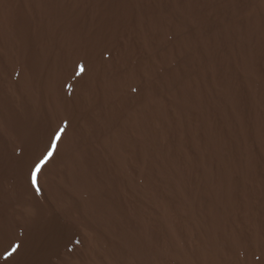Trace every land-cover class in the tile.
Instances as JSON below:
<instances>
[{
  "label": "bare ground",
  "instance_id": "obj_1",
  "mask_svg": "<svg viewBox=\"0 0 264 264\" xmlns=\"http://www.w3.org/2000/svg\"><path fill=\"white\" fill-rule=\"evenodd\" d=\"M101 1L0 0V264H46L81 234V264H264L249 215L264 207V144L244 156L209 44L179 38L152 58L192 26L185 8Z\"/></svg>",
  "mask_w": 264,
  "mask_h": 264
},
{
  "label": "rangeland",
  "instance_id": "obj_2",
  "mask_svg": "<svg viewBox=\"0 0 264 264\" xmlns=\"http://www.w3.org/2000/svg\"><path fill=\"white\" fill-rule=\"evenodd\" d=\"M104 1H106V0H102L101 2L103 3ZM172 1L175 3L174 5H178V7L182 6V8H185L186 14L184 13V15L188 20H190V23H191L190 25H192V26H189L188 29H184L185 31L183 30V31L179 32L177 39H175V36H173L174 34L171 35L166 41L167 46L161 47L157 52L156 51L152 52L150 54V56L152 58L154 56H157V58H158L159 51H163V52L168 51L169 47L173 46L179 38H186V37L188 38L189 36H194L196 39L200 40L201 43L202 42L205 43L207 41V45L209 44V46H210L209 53L207 54V56L203 57L204 60L202 62V65H205L206 67H208V65L211 66V67L209 66V68H210L211 73L214 75L213 79L218 80V81L213 80L215 82V85L217 86V88L220 89L221 87L225 86V88H226L225 90H227L228 93L231 92L230 93L231 96L233 94L232 100L234 102H236V103H234L231 100L232 101L231 102V104H232L231 108L232 109L229 110V113H228L231 115L230 116L231 117L230 118L231 130L234 129L233 132L238 135L239 142L240 143L242 142V145L244 146V148H242V149H243V151H245L244 156L249 157L252 154H259L261 152L262 145L264 144V139H263V137H264V130H263L264 129V124H263V122H264V117H263L264 116V9L260 7V5L264 2V0H262V1L261 0H258V1L257 0H252V1L251 0H223V1L222 0H205V1L204 0H175V1L174 0H168V2H165V0H163L162 4L159 5V8L161 9L160 12H162V14H165L168 11V9L171 8ZM223 3H225V4H223ZM197 4H198V7H197ZM205 5L209 6L210 9L209 8L207 9V6H205ZM240 5H241V7L239 10L238 7ZM147 6L148 5L145 6L144 10L147 9ZM214 6H216V7H214ZM140 7H142V5L138 6V10H141ZM148 7H149V10L147 11V14H146V21H149L147 15L153 14L154 16H156V14H158V12H157L158 10L156 8L154 9V7L152 6L151 3ZM232 8H233V10H232ZM144 10L142 12H144V14H145L146 11H144ZM211 10H213V11H211ZM199 11H200V13H199ZM217 12H218V15L216 14ZM93 13L94 12H92V13L90 12L87 15L88 20L86 22L85 32H87L88 29L91 27L89 22H91V17H93ZM192 13H193V16L191 17ZM220 13H222V14H220ZM250 14L252 16H250ZM138 16L139 15L137 14V17ZM200 16H202V17H200ZM218 16H220V17H218ZM222 17H224V19ZM227 17H229V18H227ZM94 19H95V17H94ZM246 19H248V20H246ZM208 23H210V24H208ZM201 29H203V30H201ZM213 29H215V30H213ZM257 29H258V31H257ZM260 30H261V32H260ZM91 32H92V29H91ZM242 32H243V35H242ZM130 41L133 42V39L127 40V38L125 37L121 41V46L122 47L126 46L125 44H129ZM259 41H261V42H259ZM244 43H245V45H244ZM215 48H217V49H215ZM212 50H213V52H212ZM217 50H218V52H217ZM239 50H241V51H239ZM261 50H263V51H261ZM157 53H158V55H157ZM119 54L121 55V54H123V52H120V53L118 52L115 55V57L118 58ZM242 56H243V58H242ZM110 59H112V61H113L114 57L111 55L110 56L107 55L104 58V60H106V62H108V63H109V61H111ZM206 59H208V61ZM242 60H244V63ZM205 61L207 63H204ZM139 63H140L139 60H134L132 67L138 66ZM235 63H237V64H235ZM218 68L219 69L221 68V69L219 70ZM248 68H250V69H248ZM172 69H173V66L170 68V70H172ZM178 69H179V66L176 67V70H178ZM247 70H248V72H247ZM231 72H233V73H231ZM16 74H19V73H16ZM234 76L237 79H235ZM250 76H251V79H250ZM16 79H17V76L14 80H16ZM227 80H229V82ZM250 82H252V83H250ZM219 85H220V87H218ZM241 86L242 87L244 86V87L242 88ZM228 88H229V90H228ZM238 88H241V89L239 90ZM251 89H252V91H251ZM242 94H243V96H242ZM254 96L256 98H254ZM247 97L249 98V100L247 99ZM250 98H251V100H250ZM252 100H253V102H251ZM256 101H257V103H256ZM233 104H235V105H233ZM244 104H245V106L247 104L248 105L245 107ZM237 114H239V115H237ZM237 122H239V124ZM251 124H253V125H251ZM213 125L214 126H212V129L210 130V132L212 131V133H213L215 131L216 132L220 131V128L218 129V126H220V124L216 125V123H213ZM249 126H251V127H249ZM223 129L225 130V128H223ZM239 129H241V130H239ZM252 129L254 132L252 131ZM247 131L250 132V134H248ZM63 132H64V130H63ZM257 134L258 135L260 134L259 137H257ZM61 137H62V135H61ZM54 139H56V135L54 136ZM169 139L171 140L172 138L169 137ZM258 140H260V141H258ZM166 143H163V146ZM73 148L71 149V152H70L71 155L79 153L81 151V147H79V146H74ZM259 170H260V168H259ZM37 179H39L38 181H40L39 177ZM214 181H216V177H214ZM249 211H250L249 212L250 217L252 219H255L258 224L264 220V217H263L264 216V207L262 208V210H258L256 208V206H252V207L250 206ZM258 212H259V214H258ZM256 216H258L259 218H257ZM260 218L262 219V221ZM62 219L64 221H61ZM59 221H61L60 223L63 225L67 224L66 227H68L70 224L68 220L61 218V217L59 218ZM64 223H66V224H64ZM83 236H84V234H81L80 235L81 238L78 237L80 239L77 238V239H74L73 241L70 240L69 242H67L68 244L67 243L62 244L61 247L54 249L53 252L51 251V254L49 255V257L55 252V250H56V252L57 251L58 252L55 253V255L53 254L54 257L52 256L50 258V260L48 258L47 261L49 260L48 262H50V263H48L46 261V264L47 263L48 264H60V263L61 264H76L77 263L76 260H78L77 264H81V260H80L81 258L80 257L83 256L82 251L84 249ZM59 249H61V250H59ZM35 251H33V254ZM36 254H37V252H36ZM79 255H81V256H79ZM256 257H258V258H256ZM256 257L255 258L257 260L260 259L259 255Z\"/></svg>",
  "mask_w": 264,
  "mask_h": 264
},
{
  "label": "snow or ice",
  "instance_id": "obj_3",
  "mask_svg": "<svg viewBox=\"0 0 264 264\" xmlns=\"http://www.w3.org/2000/svg\"><path fill=\"white\" fill-rule=\"evenodd\" d=\"M81 71H83V68H81ZM62 134H63V129H61L60 132L57 133V135H56V141H59V140H60ZM55 148H56V143H53V145H52V150L54 151ZM53 151H50V152L48 153V156L45 157V159L42 160V161L40 162V164H38V165L36 166L35 170H34L33 173H32V184H33L34 187H36L37 192H39L38 179H37V178H38V175L40 174V172H41L43 166L47 163L48 159L51 158V156H52V154H53ZM15 251H16V249L13 248V249H12V252L14 253ZM11 254H12V253H9V255H11Z\"/></svg>",
  "mask_w": 264,
  "mask_h": 264
}]
</instances>
